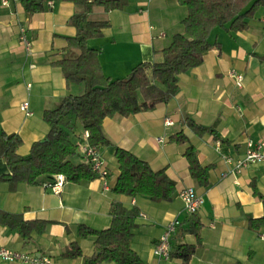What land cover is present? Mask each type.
<instances>
[{
    "label": "crops",
    "instance_id": "crops-1",
    "mask_svg": "<svg viewBox=\"0 0 264 264\" xmlns=\"http://www.w3.org/2000/svg\"><path fill=\"white\" fill-rule=\"evenodd\" d=\"M36 1L43 9L30 13L21 0L8 6L0 0V128L22 138L18 148L22 156H27L32 144L48 132L44 111L85 88L84 84H67L61 69L51 64L79 54L68 46V38L77 32L71 18L79 7L64 0ZM186 14V7L177 0H128L123 8L111 11L94 6L88 18L108 21L109 26L87 45L99 51L105 76L124 78L140 62L162 60V50L176 33L183 32ZM247 23L242 31L212 30L209 40L214 45L201 65L178 75L179 90L171 100L128 117L104 119L103 132L109 143L100 146L99 152L109 171L107 187L96 176L78 183L66 180L59 193L41 183L0 180V209L38 222L28 239L18 229L0 223V247L48 255L53 264H85V257L94 253V237L81 235L80 226L96 230L109 227L110 207L117 201L138 211L130 246L140 264H182L180 257L165 259L154 254L156 243L174 219L180 225L171 238L172 245L183 242L196 246L188 264H264V226L252 227L249 222L264 214L259 196L264 195V169L251 165L234 174L222 156L236 160L244 157L248 142H264V7ZM21 29H25L29 47L20 38ZM232 70L243 75L241 88L229 75ZM24 101L29 103V115L20 108ZM166 117L173 125L165 126ZM187 119L213 132L197 135ZM70 126L79 142L81 124L72 120ZM178 133L187 136L188 142L173 141L171 137ZM216 141L221 143L219 149ZM190 144L199 162L209 167L207 186L190 174L184 156ZM116 148L132 152L154 170L164 169L175 182L172 200L155 202L145 195L115 192L119 174ZM84 161L79 155L73 162ZM8 172L0 157V176ZM186 187L194 188L203 198L195 213L200 223L198 237L179 235L188 227V214L179 197ZM73 246L80 249V255H67ZM0 264L26 263L0 259Z\"/></svg>",
    "mask_w": 264,
    "mask_h": 264
},
{
    "label": "trees",
    "instance_id": "trees-1",
    "mask_svg": "<svg viewBox=\"0 0 264 264\" xmlns=\"http://www.w3.org/2000/svg\"><path fill=\"white\" fill-rule=\"evenodd\" d=\"M64 1L79 7V12L71 18V24L77 30L76 35L68 38V46L77 49L79 54L73 58L54 60L51 64L61 69L67 84H84V91L67 95L53 108L44 111L43 118L49 125L48 132L43 142L32 144L27 156L18 153L22 138L0 128V157L9 169L7 174L0 176L2 181L43 184L53 180L59 173L64 174L68 181L76 183L93 179L95 175L79 149L85 141L84 132L89 133L88 141L92 145L98 148L107 145L109 140L102 127L105 118L115 115L128 117L171 100L179 90L178 75L201 65L205 53L214 45L209 40L212 30H245L248 27L247 19L264 7V0H177L187 9L182 20L183 32L176 33L169 46L162 50V60L140 62L126 77L111 79L102 71L99 51L87 45L89 39L101 37L109 23L105 20L92 21L88 15L94 6L111 11L123 8L128 0ZM21 2L30 13L43 9L42 4L36 0ZM72 120L82 126V139L79 142L71 140ZM186 122L197 135L213 132L211 128L192 119ZM171 139L177 143L188 142L187 136L182 133L175 134ZM79 155L85 161L74 163L72 158ZM184 156L192 177L207 186L209 167L199 162L193 145L187 146ZM115 158L119 169L113 188L115 192L128 196L141 194L155 202L172 200L176 190L175 182L164 169H152L146 161L123 148H116ZM259 196L264 205V195ZM137 213L135 208H127L113 201L109 211V227L96 230L81 225V235L94 237V253L85 257V264L109 261L115 264H140L138 254L130 246ZM186 222L188 227L182 229L179 235L191 233L198 237L200 223L196 214H188ZM249 222L252 227L264 226V214L257 219L250 218ZM0 223L18 229L22 237L28 239L38 222L25 221L20 214L0 209ZM178 237H174L175 240ZM195 249L194 244L177 242L172 245L171 242L169 258L180 257L182 264H188ZM80 254L76 246L67 252L68 256Z\"/></svg>",
    "mask_w": 264,
    "mask_h": 264
},
{
    "label": "built area",
    "instance_id": "built-area-1",
    "mask_svg": "<svg viewBox=\"0 0 264 264\" xmlns=\"http://www.w3.org/2000/svg\"><path fill=\"white\" fill-rule=\"evenodd\" d=\"M19 0H2L4 6H8L11 2H17ZM22 42L29 47L30 41L25 36V29H21ZM229 75L235 80L237 87L241 88L243 86L244 77L242 74L232 70ZM20 108L26 113L30 114L29 103L24 101L21 103ZM165 126L173 125L172 119L166 117L164 120ZM85 141L80 144V152L89 164V167L96 177L103 179L104 187L108 186V175L109 171L101 158L99 148L92 145L88 141L89 133L84 132ZM162 142V139H158ZM216 148L219 149L221 143L216 141ZM264 142L257 143L253 145L251 142L247 143L246 153L244 157L239 159H232L230 156L222 155L226 163L231 165V173H240L242 170L248 168L251 165H259L264 169ZM64 174L59 173L50 182H45L42 185L51 189L53 193H59L62 189L63 184L66 181ZM179 197L182 199L184 204V211L187 214H195L198 212L200 206L203 203L202 196L198 195L194 188L186 187L179 192ZM180 222L178 219L172 220L165 228L163 234L159 238L158 242L154 247V254L159 258L169 259V254L171 250V238L176 232ZM0 259L6 262H19L26 264H53V260L48 255H33L26 252L15 251L6 247H0Z\"/></svg>",
    "mask_w": 264,
    "mask_h": 264
},
{
    "label": "rangeland",
    "instance_id": "rangeland-1",
    "mask_svg": "<svg viewBox=\"0 0 264 264\" xmlns=\"http://www.w3.org/2000/svg\"><path fill=\"white\" fill-rule=\"evenodd\" d=\"M71 140H72L73 142H77L76 139L73 137V134H71ZM79 149H80V148H79ZM72 160L75 161V157H73Z\"/></svg>",
    "mask_w": 264,
    "mask_h": 264
},
{
    "label": "water",
    "instance_id": "water-1",
    "mask_svg": "<svg viewBox=\"0 0 264 264\" xmlns=\"http://www.w3.org/2000/svg\"><path fill=\"white\" fill-rule=\"evenodd\" d=\"M42 142L44 141V139L41 140Z\"/></svg>",
    "mask_w": 264,
    "mask_h": 264
}]
</instances>
